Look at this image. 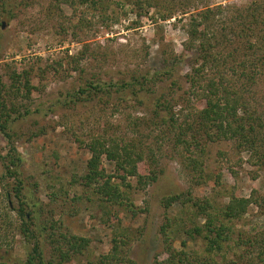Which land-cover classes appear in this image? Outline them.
<instances>
[{"label":"rangeland","instance_id":"obj_1","mask_svg":"<svg viewBox=\"0 0 264 264\" xmlns=\"http://www.w3.org/2000/svg\"><path fill=\"white\" fill-rule=\"evenodd\" d=\"M105 1L106 13L100 8L80 7L78 16L88 18L80 27L79 18L73 17L70 8L64 7L63 19L54 11L51 0H6V9L10 12L0 10V76L9 86L10 73L16 69L23 71L35 62L47 69L43 81L33 78L35 86H46L45 93H34V104L28 106L55 102L76 92L87 80L122 83L131 82L135 76L150 80L144 89L137 86L136 96L131 90L125 94L114 91L109 105L98 100L72 109L59 104L47 116L33 114L18 121L12 131L17 135L16 145L25 160V177L39 184L42 197L49 192L48 186L58 189L59 185H68L73 174L86 173L91 155L75 143L69 132L72 128L83 126L84 135L102 128L109 130V125L113 128L111 132L141 139L148 156L158 161L161 170L158 181L147 191L131 192L137 211L145 212L134 216L127 208L99 205L93 196L95 202H85L78 216L63 218L69 232L92 241L89 251L77 260L79 264L93 262L109 253L112 238L125 231L135 235L130 256L136 264H161L165 260L159 234L165 213L164 198L191 190L196 197H208L222 207L229 203L226 191L232 187H236L240 198L248 199L254 191L264 196V170L252 167L247 162L249 155L240 154L230 142L208 145L207 181L202 186H194L190 173L182 167L179 148L175 147L174 122L168 118V111L157 108L161 99H168L180 123L183 111L188 114L193 107H204L185 94L189 89L186 75L191 72L193 59V52H184L191 14L209 6L244 7L252 0H190L192 6L185 8L187 11L178 0L172 3L175 15L166 21L159 13V8H163L161 0H151L158 6H147L142 18L138 17V8H134L130 0ZM172 54L174 56H170ZM248 97L253 106L264 112V82L253 87ZM44 128L47 129L44 136L29 141L32 132ZM7 145L8 140L0 132V156H6ZM103 165L108 174H114L113 164L105 159ZM221 173L223 185L217 187V175ZM3 174L0 160V211L7 213L0 218V258L9 264H23L29 243L20 232L21 219L17 212L13 207L7 208L5 187L1 182ZM130 181L136 185V180ZM48 209L56 213L68 211L62 202ZM174 209L175 213L179 207ZM49 212L46 217L51 215ZM263 213L264 210L252 205L247 215L235 223L236 232L247 238L264 237ZM112 215L118 220H111ZM189 245L201 247L200 243ZM176 248L181 249V241L176 242Z\"/></svg>","mask_w":264,"mask_h":264},{"label":"trees","instance_id":"obj_2","mask_svg":"<svg viewBox=\"0 0 264 264\" xmlns=\"http://www.w3.org/2000/svg\"><path fill=\"white\" fill-rule=\"evenodd\" d=\"M177 1L161 0L163 8H159V13L163 21L173 18L176 9L172 3ZM130 2L138 8L136 13L140 18L147 6H158L151 0ZM179 2L183 10L192 6L190 0ZM106 4L105 0H51L54 11L63 19L64 7L70 8L73 17L79 18L80 27L88 22L86 16H78L80 7L100 8L106 13ZM0 10L10 12L6 0H0ZM186 27L188 40L184 52H193V59L191 72L186 75L189 89L185 94L204 107H193L188 114L183 111V121L179 123L171 101L165 98L157 103V108L168 111V118L174 122L175 147L179 148L183 169L190 173L194 186H202L208 177V145L230 142L240 154L249 155L247 162L252 167L264 170V112L253 106L248 97L253 87L264 82V0H252L244 7H205L191 14ZM46 71L38 63H30L29 68L10 73L9 86L0 76V132L8 140L7 154L0 156L4 169L1 182L7 208L13 207L17 212L21 219L20 232L29 243L23 264H79L77 260L89 251L92 241L69 232L63 217L78 216L85 202H95L93 196L99 205L127 208L134 216L144 213L145 210L137 211L131 192H145L158 181L161 174L158 161L150 159L141 139L111 132L113 128L109 125V130L102 128L84 135L83 126L77 127L80 132L72 128L69 132L75 143L91 155L86 173L73 174L68 185H59L58 189L48 186L49 192L42 197L39 184L25 177V160L17 148L12 126L33 114L47 116L59 104L72 109L98 100L109 105L114 91L125 94L131 90L136 96L137 86L144 89L150 80L144 76L122 83L87 80L76 92L55 102L28 106L34 104V93H45L46 86H35L33 78L43 81ZM156 116L163 119L157 113ZM46 133V128L35 130L29 141ZM105 159L115 166L113 175L107 173ZM130 179L136 180V185ZM222 179V173L217 175V187L223 185ZM226 195L229 203L222 207L208 197H196L191 190L162 200L165 213L159 234L165 260L161 264H264V237L247 238L235 229V223L247 215L252 205L264 210V196L254 191L250 198H240L236 187L227 190ZM60 202L67 205L68 211L56 213L51 209V215L46 217L50 210L47 207ZM175 207L179 210L174 213ZM6 214L0 211V218ZM113 218L118 220L116 215ZM134 237L128 231L116 234L110 252L87 264H136L130 256ZM178 240L181 249L176 248ZM190 243H200L201 247H191ZM0 264L9 263L0 258Z\"/></svg>","mask_w":264,"mask_h":264},{"label":"water","instance_id":"obj_3","mask_svg":"<svg viewBox=\"0 0 264 264\" xmlns=\"http://www.w3.org/2000/svg\"><path fill=\"white\" fill-rule=\"evenodd\" d=\"M3 28H5V25H3Z\"/></svg>","mask_w":264,"mask_h":264}]
</instances>
